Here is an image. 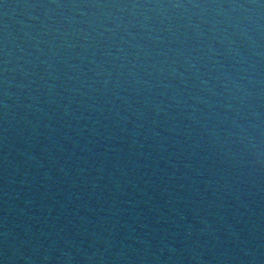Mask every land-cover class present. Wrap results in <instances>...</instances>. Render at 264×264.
Instances as JSON below:
<instances>
[{
  "label": "water",
  "instance_id": "water-1",
  "mask_svg": "<svg viewBox=\"0 0 264 264\" xmlns=\"http://www.w3.org/2000/svg\"><path fill=\"white\" fill-rule=\"evenodd\" d=\"M0 264H264V0H0Z\"/></svg>",
  "mask_w": 264,
  "mask_h": 264
}]
</instances>
